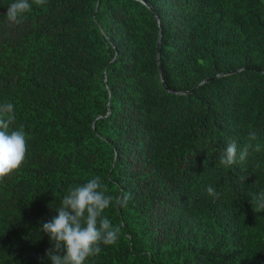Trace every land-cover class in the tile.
I'll return each mask as SVG.
<instances>
[{"label": "trees", "instance_id": "1", "mask_svg": "<svg viewBox=\"0 0 264 264\" xmlns=\"http://www.w3.org/2000/svg\"><path fill=\"white\" fill-rule=\"evenodd\" d=\"M144 1L154 11L28 0L10 23L15 0H0V104L26 133L24 162L0 180V264H51L42 223L95 176L131 199L105 209L118 242L85 264H264L249 201L264 192V0ZM249 132L261 150L220 165Z\"/></svg>", "mask_w": 264, "mask_h": 264}, {"label": "clouds", "instance_id": "2", "mask_svg": "<svg viewBox=\"0 0 264 264\" xmlns=\"http://www.w3.org/2000/svg\"><path fill=\"white\" fill-rule=\"evenodd\" d=\"M34 3L43 6L46 0H34ZM31 7L28 0H15L7 7L8 21L18 23ZM13 123L14 105L10 102L0 104V180L17 170L25 160L26 133L22 125L18 130H11ZM256 139V133L249 132L248 142L239 149L235 141L228 142L226 149L219 154L220 165L230 168L237 161H245L250 149L260 151L261 145L252 143ZM107 191L100 176L81 186L69 187L60 207L55 209L57 215L41 226L52 244L46 251L51 264H85L87 258L99 255L101 245L118 242L120 228L114 227L103 213L113 202L116 206L127 207L131 196L122 192L114 197ZM206 192L213 202L220 198V193L212 186H208ZM249 201L254 212H264V192Z\"/></svg>", "mask_w": 264, "mask_h": 264}, {"label": "water", "instance_id": "3", "mask_svg": "<svg viewBox=\"0 0 264 264\" xmlns=\"http://www.w3.org/2000/svg\"><path fill=\"white\" fill-rule=\"evenodd\" d=\"M145 4H147L146 1L142 0ZM148 5V4H147ZM149 6V5H148ZM150 7V6H149ZM153 11L154 9L152 7H150ZM161 37H162V33H161V29L159 31V35H158V40H157V60H158V67L159 69H161L160 65H159V57H160V49H161ZM217 76V75H216ZM211 78H207L205 80H203L202 82H206V81H209ZM162 82L164 84V80H163V77H162Z\"/></svg>", "mask_w": 264, "mask_h": 264}]
</instances>
